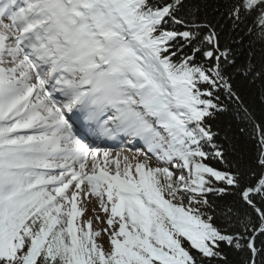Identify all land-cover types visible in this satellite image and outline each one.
<instances>
[{
    "label": "snow or ice",
    "instance_id": "6c2138e0",
    "mask_svg": "<svg viewBox=\"0 0 264 264\" xmlns=\"http://www.w3.org/2000/svg\"><path fill=\"white\" fill-rule=\"evenodd\" d=\"M246 94L264 108V0H0V264H264Z\"/></svg>",
    "mask_w": 264,
    "mask_h": 264
},
{
    "label": "trees",
    "instance_id": "16d2710c",
    "mask_svg": "<svg viewBox=\"0 0 264 264\" xmlns=\"http://www.w3.org/2000/svg\"><path fill=\"white\" fill-rule=\"evenodd\" d=\"M245 98L250 111H253L255 113L257 119H260L262 113H264V108H262L261 105L255 102L250 94H246ZM227 120L231 122L234 130H236L238 127L246 126V123L248 124L249 135L241 137L238 141L237 154L243 158L244 162L251 161L256 155V145L255 142L249 138V136L253 134V130L250 127V122L246 121V117L244 116L243 112L236 113L235 111H233V113L227 117ZM234 199L235 198L233 196H227L223 201H217V203L232 204L234 202Z\"/></svg>",
    "mask_w": 264,
    "mask_h": 264
},
{
    "label": "rangeland",
    "instance_id": "374dc122",
    "mask_svg": "<svg viewBox=\"0 0 264 264\" xmlns=\"http://www.w3.org/2000/svg\"><path fill=\"white\" fill-rule=\"evenodd\" d=\"M108 148V147H106ZM113 150V152L120 151L116 148H110ZM135 150H141L143 151L144 149L138 148L134 149L133 151H125L123 152V155H127L130 159L135 155ZM141 160L146 159L144 156H140ZM134 162V161H133ZM154 162V161H153ZM79 206L84 209V214L81 217L77 218V224L78 226L82 224L83 221L88 220L89 218L92 219V230L93 231H100L101 235L97 237V242L102 244L105 248V250L108 249L109 244H108V237L107 235L104 234L103 229L107 228V224L105 221L107 220V215L103 212L101 207L99 206V201L95 197H89L86 200H83ZM99 217V221H97L96 217Z\"/></svg>",
    "mask_w": 264,
    "mask_h": 264
}]
</instances>
